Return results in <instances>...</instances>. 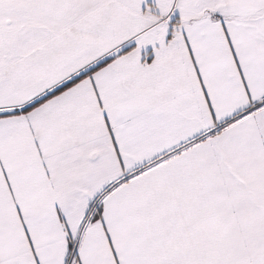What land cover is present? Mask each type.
I'll list each match as a JSON object with an SVG mask.
<instances>
[{
  "label": "snow or ice",
  "instance_id": "snow-or-ice-1",
  "mask_svg": "<svg viewBox=\"0 0 264 264\" xmlns=\"http://www.w3.org/2000/svg\"><path fill=\"white\" fill-rule=\"evenodd\" d=\"M0 264H264V0H0Z\"/></svg>",
  "mask_w": 264,
  "mask_h": 264
}]
</instances>
